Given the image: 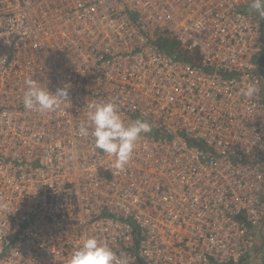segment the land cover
I'll return each instance as SVG.
<instances>
[{"label": "built area", "instance_id": "obj_1", "mask_svg": "<svg viewBox=\"0 0 264 264\" xmlns=\"http://www.w3.org/2000/svg\"><path fill=\"white\" fill-rule=\"evenodd\" d=\"M250 4L0 0V264H68L91 236L127 264H264V18ZM32 77L70 84V104L26 110ZM108 100L152 125L123 172L78 133Z\"/></svg>", "mask_w": 264, "mask_h": 264}, {"label": "clouds", "instance_id": "obj_2", "mask_svg": "<svg viewBox=\"0 0 264 264\" xmlns=\"http://www.w3.org/2000/svg\"><path fill=\"white\" fill-rule=\"evenodd\" d=\"M250 8L264 18V0H251ZM70 87V84H65L52 93L44 83L28 78L22 96L23 105L26 110L53 111L61 104H70ZM258 92L255 81L242 89L243 96L248 99L255 98ZM151 127L147 120L140 118L126 123L119 106L108 100L90 106L87 121L79 126L78 133L82 137L91 136L97 149L114 157L115 170L123 172L133 157L138 139L150 132ZM68 264H127V260L107 242L91 236L83 238L73 249Z\"/></svg>", "mask_w": 264, "mask_h": 264}, {"label": "rangeland", "instance_id": "obj_3", "mask_svg": "<svg viewBox=\"0 0 264 264\" xmlns=\"http://www.w3.org/2000/svg\"><path fill=\"white\" fill-rule=\"evenodd\" d=\"M172 45H173V48H176V46H177V44L174 42L172 43ZM201 56H202V53L200 50H192V51H190V53H188V57H190L191 59H194V60H198L199 58H201Z\"/></svg>", "mask_w": 264, "mask_h": 264}, {"label": "trees", "instance_id": "obj_4", "mask_svg": "<svg viewBox=\"0 0 264 264\" xmlns=\"http://www.w3.org/2000/svg\"><path fill=\"white\" fill-rule=\"evenodd\" d=\"M263 232H264V229H263ZM253 254V255H252ZM252 254H249L248 255V263L249 264H257L258 263V261L255 259V256H256V254H255V252H253Z\"/></svg>", "mask_w": 264, "mask_h": 264}]
</instances>
